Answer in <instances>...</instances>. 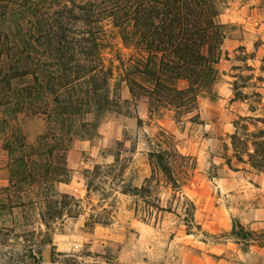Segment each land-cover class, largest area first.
I'll list each match as a JSON object with an SVG mask.
<instances>
[{"label": "rangeland", "instance_id": "1", "mask_svg": "<svg viewBox=\"0 0 264 264\" xmlns=\"http://www.w3.org/2000/svg\"><path fill=\"white\" fill-rule=\"evenodd\" d=\"M219 19L234 24L224 45L227 58L218 64L224 73L211 92L198 95L194 120L170 113L138 125L125 105L108 111L66 155L67 176L46 189L33 177L21 189L9 182L19 176L10 161L24 154L36 158L16 137L34 144L44 130L43 116L0 107V201L26 203L0 207V224L13 230L0 240V264H264V219L255 213L264 201V173L247 162L244 131L231 138L238 116L264 120V0H226ZM129 51L112 31L104 49L105 61H112V83L119 76L116 52ZM244 54L245 60L235 58ZM251 73L261 80L253 78L243 89L258 85L259 104L231 90L232 75L246 80ZM116 91L129 98L123 82ZM157 149H164L171 177L158 166L152 154ZM41 195L48 197L45 206ZM41 213L62 218L51 219L46 230ZM235 221L259 240L236 243ZM40 231L50 243L44 244ZM29 248L41 251L35 261L24 256Z\"/></svg>", "mask_w": 264, "mask_h": 264}, {"label": "trees", "instance_id": "2", "mask_svg": "<svg viewBox=\"0 0 264 264\" xmlns=\"http://www.w3.org/2000/svg\"><path fill=\"white\" fill-rule=\"evenodd\" d=\"M225 7L226 0H0V107L10 114L27 112L44 118V130L34 144L16 137V144L29 148L36 158L24 154L9 162L19 175L18 180H9L10 187L21 189V182L30 177L44 189L54 180L62 181L67 176L68 152L75 151L76 143L93 132L106 112L123 105L131 108L138 125L170 113L194 120L198 95L211 92L224 73L218 64L224 54L227 58L224 45L234 27L219 19ZM112 31L130 49L127 55L116 52L119 76L114 83L112 61L107 63L104 56ZM232 76L237 79L231 83L235 97L261 102L255 81L251 83L255 89H243L253 78L260 81V76L251 73L246 80ZM122 82L129 98L116 91ZM232 123L231 138L244 131L242 141L250 145L245 150L247 162L264 173V120L245 115ZM5 148L9 153L14 150L10 141ZM152 154L171 177L164 149ZM39 202L47 205L48 197L41 195ZM25 204L0 201L1 208ZM53 218L62 215L39 217L46 230ZM12 231L1 222L0 240ZM232 233L236 243L259 240L237 221ZM45 238L44 244L51 242ZM26 251L24 256L33 261L41 253L33 248Z\"/></svg>", "mask_w": 264, "mask_h": 264}, {"label": "crops", "instance_id": "3", "mask_svg": "<svg viewBox=\"0 0 264 264\" xmlns=\"http://www.w3.org/2000/svg\"><path fill=\"white\" fill-rule=\"evenodd\" d=\"M257 219H264V201L255 209Z\"/></svg>", "mask_w": 264, "mask_h": 264}, {"label": "water", "instance_id": "4", "mask_svg": "<svg viewBox=\"0 0 264 264\" xmlns=\"http://www.w3.org/2000/svg\"><path fill=\"white\" fill-rule=\"evenodd\" d=\"M48 255V254H47Z\"/></svg>", "mask_w": 264, "mask_h": 264}]
</instances>
